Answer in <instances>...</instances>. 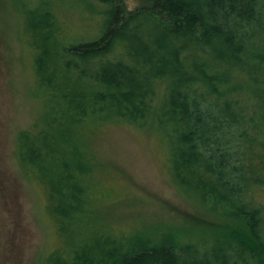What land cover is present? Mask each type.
Masks as SVG:
<instances>
[{"label": "trees", "instance_id": "1", "mask_svg": "<svg viewBox=\"0 0 264 264\" xmlns=\"http://www.w3.org/2000/svg\"><path fill=\"white\" fill-rule=\"evenodd\" d=\"M17 1L36 52L44 127L18 131L16 156L45 187L48 211L75 230L84 222L95 177L80 139L85 124L143 121L165 81L157 127L170 146L173 183L232 224L202 241L78 233L81 251L62 264H264L256 200L264 187V0H148L133 11L122 0H72L101 18L90 40L69 38L48 0ZM107 245L113 252L103 255Z\"/></svg>", "mask_w": 264, "mask_h": 264}, {"label": "rangeland", "instance_id": "2", "mask_svg": "<svg viewBox=\"0 0 264 264\" xmlns=\"http://www.w3.org/2000/svg\"><path fill=\"white\" fill-rule=\"evenodd\" d=\"M48 1L69 38L90 40L98 35L100 16L72 0ZM122 2L127 11L148 4ZM23 21L17 0H0V264H48L51 254L52 264H62L73 251H81L74 241L78 233L101 236L100 228L128 243L148 236L202 241L222 235L223 227L232 225L227 218L196 206L173 183L170 146L157 127L165 81L158 82L152 112L143 121L85 124L80 139L94 160L95 177L84 222L75 230L48 211L45 187L25 176L16 156L18 131L44 127L43 97L35 85L36 52ZM256 200L264 212V187L257 189ZM98 241H88L84 252ZM113 246L107 245L103 255L112 253Z\"/></svg>", "mask_w": 264, "mask_h": 264}]
</instances>
